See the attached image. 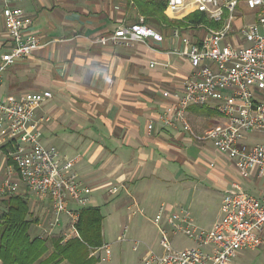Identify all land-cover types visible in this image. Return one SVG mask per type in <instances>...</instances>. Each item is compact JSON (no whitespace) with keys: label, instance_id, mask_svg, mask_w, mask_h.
I'll return each instance as SVG.
<instances>
[{"label":"crops","instance_id":"crops-1","mask_svg":"<svg viewBox=\"0 0 264 264\" xmlns=\"http://www.w3.org/2000/svg\"><path fill=\"white\" fill-rule=\"evenodd\" d=\"M143 4L150 8L157 1ZM16 6L29 19L25 32L38 40L39 48L3 71L0 97L16 99L41 91L52 94L36 113L37 120L49 118L41 128L42 144L55 148L61 162L77 158L71 172L91 190L89 207L103 215V208L112 204L114 209L127 211V220L141 216L151 224L160 206L170 211L182 207L195 227L210 230L220 220L221 201L232 183L261 197L264 176H258L256 169L239 172L209 142H196L180 127L161 125L169 102L163 92L180 93L192 72L189 61L177 53L183 48L182 38L199 43L207 35L204 29L166 25L157 14L142 15L135 0H22ZM2 9L0 1V65L1 56L13 45ZM161 16L181 22L188 15L169 18L164 9ZM140 19L162 40L147 39L127 47L94 42ZM174 29L179 30L177 37L172 36ZM187 120L197 134L224 123L209 107L190 108ZM262 141L254 133H246L242 140L247 145ZM2 152L0 176L13 164L6 155L13 153L12 146L4 145ZM110 188L115 193H108ZM15 195L26 198L33 219L50 212L48 201L37 200L23 184ZM69 209L80 210L74 204ZM36 229L31 227L32 237L38 235ZM181 238V242L174 240L175 248L192 246ZM156 243L149 245L163 254ZM108 247L104 242L97 252ZM145 256L146 250L138 257L140 264ZM127 264L136 262L131 258ZM229 264H264V253L241 251Z\"/></svg>","mask_w":264,"mask_h":264},{"label":"built area","instance_id":"built-area-1","mask_svg":"<svg viewBox=\"0 0 264 264\" xmlns=\"http://www.w3.org/2000/svg\"><path fill=\"white\" fill-rule=\"evenodd\" d=\"M0 1L4 27L13 43L1 56V81L3 71L39 48V42L25 32L29 19L16 6L22 0ZM164 1L169 18L201 12L220 26H190L207 32L199 43L182 38L183 48L177 53L189 61L192 72L180 93L163 92L169 102L160 118L162 127H180L196 142H209L239 172L256 169L258 176H264V141L253 145L242 142L246 133L259 134L264 139V0ZM239 7L251 12L252 22H243ZM178 35L179 30L174 29L172 36ZM147 39L159 42L162 37L140 19L94 42L127 47ZM51 97L48 91L24 93L16 99L0 97V154L6 144L13 148L11 155L6 154L13 164L6 166L0 176V199L15 195L23 184L37 200L48 201L49 221L37 222L39 236L52 237L58 231L64 244L79 238L78 212L69 209V204L79 209L89 207L91 190L71 172L77 158L61 162L55 148L42 144L41 128L49 118L37 120L36 113ZM192 107H209L224 123L197 134L187 120ZM115 191L110 188L108 193ZM220 213V220L210 230H201L193 225L187 209L170 211L162 205L152 223L163 254L140 241H134L132 249L137 251L139 245L146 248L142 264H229L241 251L264 253V191L255 198L238 183H232L224 192ZM179 237L189 240L192 246L175 248L173 242Z\"/></svg>","mask_w":264,"mask_h":264},{"label":"trees","instance_id":"trees-1","mask_svg":"<svg viewBox=\"0 0 264 264\" xmlns=\"http://www.w3.org/2000/svg\"><path fill=\"white\" fill-rule=\"evenodd\" d=\"M146 0H135L138 11L142 15L148 13L162 17L166 25L203 24L209 28H218L201 12H193L181 22H170L161 13L166 3L156 0L157 4L145 7ZM152 7H155L153 9ZM9 160V159H8ZM12 164L11 161L8 162ZM0 264H97L99 258L90 257L93 251L103 247L104 238L102 224L104 217L95 207L78 210L76 229L79 238H72L61 245L58 241L31 237L30 229L35 223L29 205L24 196L12 195L0 201Z\"/></svg>","mask_w":264,"mask_h":264},{"label":"rangeland","instance_id":"rangeland-1","mask_svg":"<svg viewBox=\"0 0 264 264\" xmlns=\"http://www.w3.org/2000/svg\"><path fill=\"white\" fill-rule=\"evenodd\" d=\"M238 11L244 23L247 24L253 21V17L250 11L243 7H239ZM258 140L260 141V139ZM1 208L2 206L0 204V213ZM102 213L104 216V221L102 224L103 238L104 242L108 244L109 247L106 250L101 251L100 253L97 251H93L92 254H90V257L99 258V262L97 264H124V262L125 264H127V261L131 258H134L136 264H140L138 257L141 255L142 252L146 250V248L143 245H139L138 250L133 251V242L140 241L148 245L149 243H156L157 230L155 226L151 224V222L148 221L146 218H143L141 216H135L127 220V211L125 209H114L112 204L108 205L106 208H103ZM49 215V213L44 214L41 218L38 216L37 218H35L37 221H35L32 226L36 227L37 222L42 221H46L47 224V222L49 221ZM213 215L214 217L218 215L216 210H213ZM148 217L151 219L153 216ZM219 217L221 218V213L219 214ZM36 230H38V228ZM34 237L39 238L40 240L47 239L52 241H58L61 244V236L57 231H55L52 237H45L43 235L39 236V233L37 236ZM122 238H126L125 241H119V239ZM181 239L182 238L179 237L177 240H180V242L184 240ZM183 243L186 242L183 241ZM152 248V250L156 252V250L154 249L155 245ZM103 258L105 259V261H102ZM61 264L67 263L63 262Z\"/></svg>","mask_w":264,"mask_h":264}]
</instances>
